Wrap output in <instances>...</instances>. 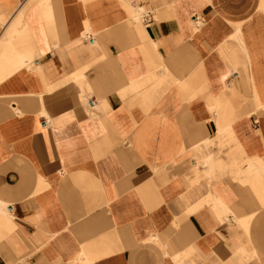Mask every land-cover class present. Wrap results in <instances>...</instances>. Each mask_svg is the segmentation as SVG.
Wrapping results in <instances>:
<instances>
[{
  "label": "crops",
  "instance_id": "0c3cea01",
  "mask_svg": "<svg viewBox=\"0 0 264 264\" xmlns=\"http://www.w3.org/2000/svg\"><path fill=\"white\" fill-rule=\"evenodd\" d=\"M0 264H264V0H0Z\"/></svg>",
  "mask_w": 264,
  "mask_h": 264
},
{
  "label": "rangeland",
  "instance_id": "374dc122",
  "mask_svg": "<svg viewBox=\"0 0 264 264\" xmlns=\"http://www.w3.org/2000/svg\"><path fill=\"white\" fill-rule=\"evenodd\" d=\"M32 55V54H31ZM30 55V56H31ZM15 61H19L20 63H23V60L20 59V55L15 56ZM16 63V62H15Z\"/></svg>",
  "mask_w": 264,
  "mask_h": 264
},
{
  "label": "bare ground",
  "instance_id": "6f19581e",
  "mask_svg": "<svg viewBox=\"0 0 264 264\" xmlns=\"http://www.w3.org/2000/svg\"><path fill=\"white\" fill-rule=\"evenodd\" d=\"M135 18L140 20L141 18H143V16L137 15Z\"/></svg>",
  "mask_w": 264,
  "mask_h": 264
}]
</instances>
